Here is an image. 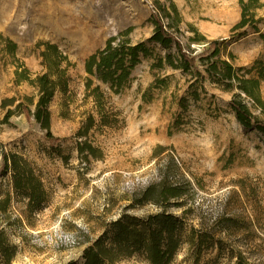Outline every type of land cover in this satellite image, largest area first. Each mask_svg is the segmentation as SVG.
I'll use <instances>...</instances> for the list:
<instances>
[{"label":"rangeland","instance_id":"374dc122","mask_svg":"<svg viewBox=\"0 0 264 264\" xmlns=\"http://www.w3.org/2000/svg\"><path fill=\"white\" fill-rule=\"evenodd\" d=\"M171 2L183 44L192 26L208 41L224 40L222 58L237 69L264 62V0L252 10L255 26L233 32L239 0H0V49L4 39L15 43L32 78L44 72V46L37 44H55L67 57L61 64L66 88L56 90L48 107L53 138L27 115L0 124V152L28 159L46 190V200L30 213L10 190L8 175L0 174V199L8 188L11 195L0 210V232L14 248L10 264H82L84 249L121 214L162 211L182 217L184 237L193 235L170 264H235L238 256L264 264V136L243 130L228 107L230 93L206 84L193 101L178 72L152 71L153 56L142 55L119 93L101 84L98 104L85 89L84 60L127 29L133 44L145 43L150 20L160 17L156 3L167 8ZM146 47L164 53L158 45ZM15 67L0 52V103L33 94L27 83H14ZM156 76H171L168 87L146 93ZM260 94L264 102V81ZM251 110L264 119V110ZM162 181L181 188L182 196L142 200L143 190ZM118 264L147 263L133 255Z\"/></svg>","mask_w":264,"mask_h":264},{"label":"trees","instance_id":"16d2710c","mask_svg":"<svg viewBox=\"0 0 264 264\" xmlns=\"http://www.w3.org/2000/svg\"><path fill=\"white\" fill-rule=\"evenodd\" d=\"M239 3L242 10L241 18L232 28V32L247 26H255L257 22L252 12L257 7V0L254 3L239 0ZM156 7L160 17L150 20L153 30L145 43L133 44L127 38L129 33L127 29L109 38L103 48L84 60V71L87 75L85 89L89 91L91 88L90 93L96 96V102L99 104L103 95L100 91L101 84L107 85L113 93H119L130 83L131 72L140 62V56H153L150 69L152 71L169 69L178 72L185 81V95L193 101L199 100L206 84L230 93L228 107L243 130L254 131L264 136V119L251 110L257 109L260 112L264 110L260 94V83L264 81V62L257 60L250 68L237 69L230 61L222 58L226 47L224 40L208 41L192 26L188 27L192 37L188 38L187 44H183L179 39L182 34L179 28L182 20L175 4L171 2L165 8L156 3ZM163 19L166 20L165 23ZM2 42L4 49H0V52L8 55L11 63L16 65L14 83L16 85L27 83L33 89V94L21 96L19 99L15 97L2 99L0 109L4 113L0 124H7L12 116L27 115L45 132L47 138L52 139L48 107L56 90L66 88V68H62L61 64L67 61V57L55 44L49 42L37 44L38 49L44 46V49L39 51L40 64L44 72L32 78L29 70L16 58V44L8 39ZM146 43L158 45L164 51L163 55H153L146 47ZM192 44L203 45L197 50L190 47ZM228 56L232 60V55ZM242 70L244 72L240 73ZM170 79L171 76H156L146 93L152 89H166ZM94 81L97 84L92 87ZM186 100V97L182 98V101ZM91 123L92 117L89 118V125ZM87 148L92 154L93 148L89 146ZM0 174L8 175L7 184L10 190L25 200L30 213L46 200V190L40 176L32 163L22 155L1 151ZM182 194L181 188L162 181L143 190L141 197L142 200L159 203L179 198ZM10 200L8 188L0 199V210L4 211ZM134 201L140 203L139 199ZM182 220V217L165 211L143 216L123 213L84 249L82 264H118L133 255L142 256L147 264H170L185 242H193L192 234L184 237L185 224ZM13 254L14 248L8 244L5 234L0 232V256L4 264H10ZM67 264L78 263L70 261ZM235 264L249 263L238 256Z\"/></svg>","mask_w":264,"mask_h":264}]
</instances>
